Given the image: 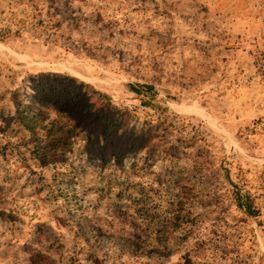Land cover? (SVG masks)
Returning <instances> with one entry per match:
<instances>
[{"label": "rangeland", "instance_id": "obj_1", "mask_svg": "<svg viewBox=\"0 0 264 264\" xmlns=\"http://www.w3.org/2000/svg\"><path fill=\"white\" fill-rule=\"evenodd\" d=\"M0 264H264V0H0Z\"/></svg>", "mask_w": 264, "mask_h": 264}, {"label": "trees", "instance_id": "obj_2", "mask_svg": "<svg viewBox=\"0 0 264 264\" xmlns=\"http://www.w3.org/2000/svg\"><path fill=\"white\" fill-rule=\"evenodd\" d=\"M53 78L56 79L55 84L47 83V86L50 85V92L54 93L50 94V101L40 106L38 111H34V107L30 104L28 114L22 117L23 119L19 118L20 125L31 130L30 142H41V146L46 148L49 153L55 149L60 150L69 144V141L74 139L76 134H79V125L73 119L72 114H69V110H77L89 119L104 122L105 132L109 130L118 132L122 128L124 117L117 113V109L110 107V110H115L116 114L110 118L104 117L103 112L99 110L100 107L92 101L89 93L81 94L84 90L82 86H76L77 81L74 85L61 86L70 78L64 75H53ZM63 97L64 99H62ZM26 120L30 125L27 124ZM37 127L40 130H36ZM146 133L148 134V131ZM99 138L101 139V137ZM150 141L151 136L145 142L146 146L150 144Z\"/></svg>", "mask_w": 264, "mask_h": 264}]
</instances>
